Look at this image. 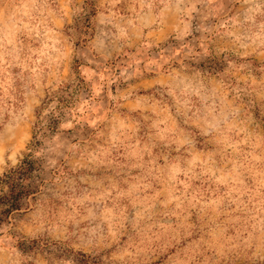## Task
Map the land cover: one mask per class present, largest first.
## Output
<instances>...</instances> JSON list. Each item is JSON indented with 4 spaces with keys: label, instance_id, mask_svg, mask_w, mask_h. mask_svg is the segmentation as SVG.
<instances>
[{
    "label": "clouds",
    "instance_id": "obj_1",
    "mask_svg": "<svg viewBox=\"0 0 264 264\" xmlns=\"http://www.w3.org/2000/svg\"><path fill=\"white\" fill-rule=\"evenodd\" d=\"M0 264H264V0H0Z\"/></svg>",
    "mask_w": 264,
    "mask_h": 264
}]
</instances>
